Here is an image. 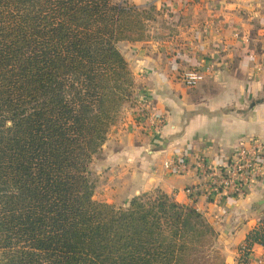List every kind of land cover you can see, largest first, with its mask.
Wrapping results in <instances>:
<instances>
[{
	"label": "trees",
	"instance_id": "1",
	"mask_svg": "<svg viewBox=\"0 0 264 264\" xmlns=\"http://www.w3.org/2000/svg\"><path fill=\"white\" fill-rule=\"evenodd\" d=\"M150 11L128 0H0V264L209 257L212 228L160 190L119 208L93 200L92 161L123 105H137L133 85L121 87L120 44L145 38ZM246 243L264 247V221Z\"/></svg>",
	"mask_w": 264,
	"mask_h": 264
},
{
	"label": "crops",
	"instance_id": "2",
	"mask_svg": "<svg viewBox=\"0 0 264 264\" xmlns=\"http://www.w3.org/2000/svg\"><path fill=\"white\" fill-rule=\"evenodd\" d=\"M128 2L152 9L153 17L145 38L121 50L135 74L137 105L108 136L101 167L116 191L107 202L122 205L160 190L202 215L216 234L224 264L258 259L264 247H248L246 239L264 221V176L237 198L200 195L192 202L183 189L201 182L197 161L219 164L239 143L264 142V71L257 74L253 67L264 63V0ZM188 70L203 75L195 90L181 81ZM140 102L144 115L160 119L158 132L137 122ZM177 153L189 165L184 175L163 168Z\"/></svg>",
	"mask_w": 264,
	"mask_h": 264
},
{
	"label": "built area",
	"instance_id": "3",
	"mask_svg": "<svg viewBox=\"0 0 264 264\" xmlns=\"http://www.w3.org/2000/svg\"><path fill=\"white\" fill-rule=\"evenodd\" d=\"M253 67L257 74L264 71L263 62H255ZM202 77L200 71L194 70L185 71L180 76L187 90H195ZM144 104L145 102L138 103L141 115L137 122L146 126L152 133H156L160 129V119L149 114L144 115L145 109L142 106ZM163 168L169 174L177 176L189 171V165L183 153H177L173 159L163 162ZM195 170L201 177V182L183 189V193L192 202L200 195L205 200L241 197L246 189L254 187L264 176V142L239 143L224 162L208 164L202 160L197 161ZM244 259L242 261L244 264H264V254L249 262L246 260L244 262Z\"/></svg>",
	"mask_w": 264,
	"mask_h": 264
},
{
	"label": "rangeland",
	"instance_id": "4",
	"mask_svg": "<svg viewBox=\"0 0 264 264\" xmlns=\"http://www.w3.org/2000/svg\"><path fill=\"white\" fill-rule=\"evenodd\" d=\"M153 11L148 12V14L153 17ZM152 21V19H151ZM147 23L146 25H150V22ZM130 24L129 23H125V30H126V35L130 36L132 31L130 29ZM128 42H122L120 45V49L124 50V45H127ZM126 59V58H125ZM127 61V60H126ZM128 63V61H127ZM128 71H129V76L123 77L122 78V85L121 87H123V89H127L128 84H132L133 88L131 90V92H134L133 89H135L136 93L134 94V97L137 96V85H136V81H135V74L133 72V70L131 69L129 63H128ZM129 103H125L121 109V113L118 116L117 119V123L114 127H116L119 123L122 122V120L124 119L128 109H129ZM113 127V128H114ZM112 128V129H113ZM112 129L110 130L109 135H111ZM108 137L106 142L104 143V145L101 148V152L93 159L92 164L90 166L91 169V176L93 177V179L97 182L96 183V188L94 191V196H93V200L97 201V202H103V203H109L110 205H112L114 208H119L122 205H118V204H112L110 202H107V199L110 198V196L113 195V193H115L114 191H116V187L111 185V182H109V175L107 174L108 171L106 169H103L101 167V161L104 157V152H106L105 146L107 145V147H109V143H108ZM155 190H151L148 192H153ZM209 238V237H208ZM209 243H211L212 248L205 253V255L209 256L206 259H203L205 261H202V264H222L223 261V256L221 254V251L219 249V247L216 245V234L213 232L212 230V234L209 238Z\"/></svg>",
	"mask_w": 264,
	"mask_h": 264
}]
</instances>
